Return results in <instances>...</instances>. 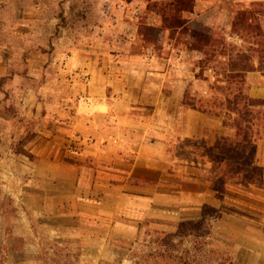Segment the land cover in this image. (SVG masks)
<instances>
[{"label":"crops","instance_id":"0c3cea01","mask_svg":"<svg viewBox=\"0 0 264 264\" xmlns=\"http://www.w3.org/2000/svg\"><path fill=\"white\" fill-rule=\"evenodd\" d=\"M262 3L233 0L246 8ZM207 8L192 15L204 26ZM145 10L137 0H101L100 26L85 30L78 46L57 51V83L69 89L57 99V116L24 115L37 124L26 147L35 158L28 164L37 190L30 213L57 223V232L99 217L188 221L205 206L217 210L206 169L222 151L216 141L233 133L221 118L184 105L189 91L197 99L206 94L203 53L183 44L175 49L167 31L160 47L146 43L139 36ZM155 17L148 26L159 25ZM245 86L249 98L264 100V64L245 75ZM262 141L253 147L261 164Z\"/></svg>","mask_w":264,"mask_h":264},{"label":"rangeland","instance_id":"374dc122","mask_svg":"<svg viewBox=\"0 0 264 264\" xmlns=\"http://www.w3.org/2000/svg\"><path fill=\"white\" fill-rule=\"evenodd\" d=\"M137 1L146 8L139 36L160 47L156 42H164L161 39L166 31L160 18L157 27L148 25L154 24L157 16L153 3L170 0ZM190 1L193 12L182 16L190 33L229 45L225 46L228 51L232 52L231 46L248 49L246 44L240 46L228 38L233 36L231 24L237 11L252 10L255 24L264 33V3L246 8L235 6L233 0ZM100 4L101 0H0V264H133L157 251L156 232L172 233L171 223L182 218L99 217L57 232V223H44L30 213V207L36 209L37 202L30 201L37 190L30 184L34 176L29 164L35 158L26 147L35 138L37 124L24 115L32 111L42 117L57 116V99L69 93L68 87L57 83V51L61 45L64 51L78 46L85 30L93 33V28L100 26ZM203 6L208 7L205 22L209 26L192 16ZM181 42L175 40V49L184 48ZM227 63V58L206 60L202 79L207 81V91L199 99L210 106L215 102L224 105L234 95L233 88L223 90L227 86L215 82L216 73L228 69ZM218 79L225 80V76ZM241 91L247 95L246 86ZM190 95L194 94L189 91ZM259 122L258 128H253L254 148L264 140V118ZM253 147L247 148L242 160L230 157L235 149H222L213 166L206 169L210 171L206 179L215 183L213 191L220 199L210 201L218 212L207 217L212 218L209 237L203 236L196 246L188 240L178 250L189 253V262L264 264V161L261 164ZM239 164H243L241 170L237 169ZM20 198L24 203L18 201ZM201 232L208 234L206 228ZM255 236L260 237L258 243Z\"/></svg>","mask_w":264,"mask_h":264},{"label":"trees","instance_id":"16d2710c","mask_svg":"<svg viewBox=\"0 0 264 264\" xmlns=\"http://www.w3.org/2000/svg\"><path fill=\"white\" fill-rule=\"evenodd\" d=\"M153 4V9L160 18L163 29L170 32V36L173 39L182 41L181 43L187 49L203 53L204 60L200 63L201 69L205 68L206 60L210 61L211 58L216 57L224 60L227 58L226 67L228 66V69L224 68L223 72L218 71L215 82L217 84H225L227 87L223 88V90H227L228 87L233 88L235 91L233 97L226 101L224 105L223 103L215 102L210 106L208 103H204L203 99L192 98L187 94L183 103L185 106L200 113L221 118L223 127L231 129L233 135L218 139L215 147L223 150L235 149L230 157L242 160V156L246 155L247 148L253 147L255 143L252 136L254 135L253 128H258L259 121L264 118V112L261 111L264 108V100L251 99L241 91V87L245 86V75L255 70L256 63L259 67L264 64V33L255 24L257 23L256 14L252 10H240L235 13L231 24L232 35L241 40L242 44H246L248 49L244 50V48L235 45L236 47L231 46V52L225 48V46L229 47V45L213 41L212 37L190 33L188 22L182 16L193 12V1L170 0L167 3ZM187 38H189V41H186ZM203 74L204 70L200 72L199 77L202 78ZM224 76L225 80L218 79ZM219 89L221 90L222 87H219ZM212 108L216 111L211 112ZM240 168H243V164L237 166L238 170H241ZM217 212V210L205 206L201 210V215L198 219L171 223V226L174 227L172 233L156 232V235H158L155 238L157 251L148 252L145 258L143 257V259H140L141 261L133 264H150L151 261H153L152 264H158L159 262L162 264H199L194 260L188 261L189 253L187 251L178 253V250L188 240H191L196 246L199 245L198 242L202 240L203 236L209 237L211 234L210 220L212 218L207 217H212ZM205 228L208 231L207 236L201 234V231Z\"/></svg>","mask_w":264,"mask_h":264}]
</instances>
